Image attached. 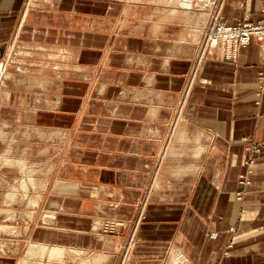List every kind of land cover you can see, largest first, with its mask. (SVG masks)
<instances>
[{
  "label": "crops",
  "instance_id": "1",
  "mask_svg": "<svg viewBox=\"0 0 264 264\" xmlns=\"http://www.w3.org/2000/svg\"><path fill=\"white\" fill-rule=\"evenodd\" d=\"M221 18L264 23V0H225ZM208 19L161 0H0V56L7 42L25 38L26 47L61 48L56 62H74L84 79L126 76L91 94L115 92L124 104L103 102L105 113L78 119L77 135L61 136L60 167L53 157L39 164L55 218L42 236L30 222L25 238L33 244L14 264H120L145 200L123 264H264V52L251 40L235 63L216 50L199 59ZM71 47L82 51L68 55ZM118 54L123 64L114 62ZM244 139L262 154H247ZM247 156L254 163L242 186ZM107 218L124 226L104 235L96 228Z\"/></svg>",
  "mask_w": 264,
  "mask_h": 264
},
{
  "label": "rangeland",
  "instance_id": "2",
  "mask_svg": "<svg viewBox=\"0 0 264 264\" xmlns=\"http://www.w3.org/2000/svg\"><path fill=\"white\" fill-rule=\"evenodd\" d=\"M104 1L134 4L140 0ZM161 1L168 5L189 9L180 5L179 0ZM197 1L199 0H195L196 6L189 10L206 12L209 16L206 27L201 33L202 39L199 41L198 58L200 59V56H205L208 52L213 51V49L208 48L207 42V31L210 26L214 25L215 22L217 24H229L221 20V11L225 0H207L204 7L199 5ZM245 23L251 22L242 21L230 26H239ZM251 24L263 25L264 23ZM252 40L257 41L264 52L263 43L257 39ZM11 41L2 47V55L0 56V152L5 147L8 151L6 158H0L1 264H14L15 259H19L27 247L32 246L33 242L29 238H25L30 222L38 228L37 235L42 236L40 227L50 225V222L55 218L45 203L50 195L49 187L45 182V176L40 173L39 164L47 165L53 157L56 160H52L53 164L51 165L60 167L62 159L61 136L64 134L71 138L75 134V130H78V119L88 121L93 115L105 113L106 108L103 102L109 104L112 101L113 106L118 103L124 104L123 101L116 100L115 92L113 95L104 94L101 97L98 93L100 89L97 87L94 90L95 95H91L93 85L99 86L113 81H125L126 79L125 74L109 76L106 71L99 79L93 78L94 73L88 72L87 75L90 78L84 79L82 77L83 71H73L74 62H56L58 60L56 56L62 52L61 48H42L32 45L26 47L28 43H25L27 42L25 38L21 42L24 44L21 45ZM121 42L119 41V43ZM116 45L113 48L117 47ZM117 49H121L120 46ZM69 50L71 51L68 55L82 51L79 47H71ZM215 50L218 52L219 60L223 61L220 58L219 50ZM88 51V48H85V52ZM63 54L67 55L66 52ZM82 56L86 60H91L94 57L89 53L82 54ZM118 56L114 62L123 64V59H120L122 57L119 54ZM236 60L229 63H235ZM84 64L91 67L93 62H84ZM258 91L260 94L264 93L257 86ZM98 96L100 97L99 101H97ZM86 124L92 125L93 123ZM114 128L119 129L116 126L112 129L114 130ZM51 136L55 138L54 144L49 139ZM4 140L9 141L3 144ZM242 144L247 154L252 152L262 154L260 144L245 139ZM253 163V156H247L244 161L247 173L239 175L238 183L240 185L245 186V181L247 182L248 176L252 173ZM236 196L237 200L242 201L241 192H237ZM5 199L7 202H11L9 205L1 206ZM144 203L146 200L141 203L138 209L120 264L125 262L128 246L131 247L140 235L141 220L145 212L147 213V210H144ZM123 226L124 222L107 218L97 223L96 230L104 235H112ZM230 231L234 232L235 229L230 228ZM231 246L228 245L227 249ZM227 252L225 250L223 255H227ZM4 257L6 260L3 261ZM184 259L186 261L185 256Z\"/></svg>",
  "mask_w": 264,
  "mask_h": 264
},
{
  "label": "built area",
  "instance_id": "3",
  "mask_svg": "<svg viewBox=\"0 0 264 264\" xmlns=\"http://www.w3.org/2000/svg\"><path fill=\"white\" fill-rule=\"evenodd\" d=\"M180 5L186 8H194L195 0H179ZM199 5L203 6L207 3V0L197 1ZM208 33V48L217 49L220 52V58L223 61H234L237 59L238 50L244 46H247L252 39H257L264 45V24L254 25L251 23H245L239 26H230L220 23H214L210 26ZM206 33V34H207ZM258 88L264 92V66L261 71L258 72ZM260 92H257L259 95ZM244 181V180H243ZM249 181H245L247 185Z\"/></svg>",
  "mask_w": 264,
  "mask_h": 264
}]
</instances>
